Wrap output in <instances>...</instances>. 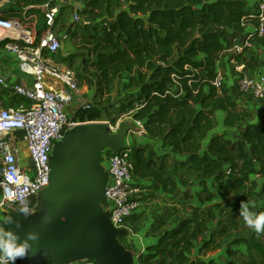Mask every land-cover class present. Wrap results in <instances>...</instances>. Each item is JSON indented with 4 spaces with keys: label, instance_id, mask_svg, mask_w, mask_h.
I'll list each match as a JSON object with an SVG mask.
<instances>
[{
    "label": "trees",
    "instance_id": "trees-1",
    "mask_svg": "<svg viewBox=\"0 0 264 264\" xmlns=\"http://www.w3.org/2000/svg\"><path fill=\"white\" fill-rule=\"evenodd\" d=\"M72 2L82 6L80 15L86 23L73 22L60 30L77 42L79 50L58 54V58L75 69L80 83L88 73L95 86L92 103L116 86L120 90L118 115L129 113L133 121L141 122L147 138L185 155L180 167L191 172L203 191L215 190L226 197L203 210L214 194L203 200L196 193L199 204L191 206L190 217L164 231L145 253H138V263L160 258L164 264H264V241L257 239V234L234 237L229 232L237 227L239 216L243 219L242 202L254 203L255 211L264 212V117L246 123L237 138L213 132L218 111L224 113L226 128L249 117L222 82L219 89L213 83L232 43L247 42L249 46H243L241 53L231 52L228 62L233 61L235 67L243 65L246 73L259 67L250 47L264 48V35L253 34L257 26L254 8L243 0ZM10 3L0 11V17L16 20L30 31L33 47L59 26L62 12L73 11L71 4L62 5L48 26L44 5L53 8L55 0ZM101 113L91 105L79 115L82 120L99 121ZM148 147L147 143L139 145L132 153L133 178L152 179L172 193L175 178L170 173L164 178ZM187 180L182 178L184 184ZM215 222L217 228L211 230ZM215 250L220 251L218 258H208Z\"/></svg>",
    "mask_w": 264,
    "mask_h": 264
},
{
    "label": "built area",
    "instance_id": "built-area-1",
    "mask_svg": "<svg viewBox=\"0 0 264 264\" xmlns=\"http://www.w3.org/2000/svg\"><path fill=\"white\" fill-rule=\"evenodd\" d=\"M64 4L73 6V22L86 23L80 18V11L76 8L79 3L62 0V5ZM44 7L47 9V25L52 26L61 6L56 4L53 8L48 5ZM254 12L257 26L253 29V34L262 37L264 0H257ZM0 32H18V38L5 35L3 40H9L3 49L14 54L17 60L27 67L32 78L31 87L24 88L21 85H9L5 78L0 76L2 89L11 90L14 95L27 102L14 108L5 107L0 103V210L6 206H21L24 201H27L32 209L37 193L50 182L49 156L52 147L63 138L69 128L87 123H105L110 133L114 134L122 120L114 124L100 120L88 121L86 117L82 120L79 114L89 110L92 101L78 103L81 99L80 82L74 70L58 58L61 40L68 38L64 33L55 34L48 31L39 46L33 47L34 37L30 31L24 30L16 20L1 17ZM243 46L249 44L245 42L243 45H233L231 51L241 53ZM235 70L240 92L250 93L255 99L263 100L264 76L251 78L243 65L236 66ZM221 82V75L218 74L213 85L219 89ZM133 122L139 128L136 132L144 134L141 122ZM22 148L26 151L24 160L21 157ZM133 151L125 139V148L119 152H103V164L110 177L105 189V198L110 204V220L115 229L124 228L125 222L132 218L142 205L141 190L133 178ZM18 263L19 259L15 261V264ZM73 264L97 263L94 260H86Z\"/></svg>",
    "mask_w": 264,
    "mask_h": 264
},
{
    "label": "water",
    "instance_id": "water-1",
    "mask_svg": "<svg viewBox=\"0 0 264 264\" xmlns=\"http://www.w3.org/2000/svg\"><path fill=\"white\" fill-rule=\"evenodd\" d=\"M139 128L132 121L120 123L110 133L105 123H87L69 128L54 144L49 156L50 182L37 193L33 214L25 217L11 206L3 207L13 222L4 227L23 239L36 232L39 239L18 264H73L94 260L97 264H135L136 251L129 232L115 229L110 204L105 198L109 175L103 152L117 153L125 139ZM17 222L19 227H17Z\"/></svg>",
    "mask_w": 264,
    "mask_h": 264
},
{
    "label": "crops",
    "instance_id": "crops-1",
    "mask_svg": "<svg viewBox=\"0 0 264 264\" xmlns=\"http://www.w3.org/2000/svg\"><path fill=\"white\" fill-rule=\"evenodd\" d=\"M243 1H245L248 6L253 8L257 2V0ZM55 2L58 6H62V0H55ZM11 4L12 3H10V0H0V11L5 7L11 6ZM5 35H10L16 38L15 32L10 34H4L0 32V76H3L9 85H21L24 88H30L32 85V78L28 73L27 67L20 63L14 54L3 49V46L6 44V42L4 45L2 43L9 40H3ZM69 46L70 45L66 46V50L68 52L62 56H66L68 53L72 52L69 50L71 47H73V45L70 47ZM62 48L63 45L61 46V49ZM250 49L255 52L256 58L260 63L259 67L255 71L247 73L251 76V78L255 79L264 76V48L254 45L251 46ZM230 54L231 52L225 54L224 60L219 65L221 71L223 72V77H221L222 85L223 88L233 96L238 106L243 107L249 113V117L246 122L237 125L236 127L226 128L223 124L224 113L218 111L216 112L217 126L213 132L224 134L226 137L233 139L240 136L241 131L243 130L246 123H257V119L260 121L264 117V99L257 100L250 93L240 92L237 84L238 75L236 72L234 74L232 73L233 67L230 66V63H232L235 68L234 62L231 60L229 62L227 61V59L231 57ZM82 77L83 79L80 83V97L85 98L87 101V97L89 95L90 97L93 95L95 86L87 72H85ZM0 103L5 107L14 108L18 104L22 103V101L19 100V98L14 95L11 90L2 89L0 87ZM131 135L132 134L129 133L128 137L130 138ZM128 137L126 139H128ZM129 140L131 141V138ZM139 143H141L140 145L146 143L149 144L148 151L154 152L153 158L157 161L158 166L163 169L164 178H166L168 173H170L172 174L173 178H175L176 184L174 191L169 193L167 190H164L159 183L152 179L134 178V182L141 190L140 199L142 205L136 211L134 216L125 222L124 229L129 232L130 238L132 239V244H130L131 247L134 245L136 240L135 243L138 247L135 245L134 247H136L138 253L143 254L145 253V248L149 245L157 244V240L159 238V236L154 238L152 235L155 231V228H152L154 224H152L150 221H152L153 218H157V221L163 223L167 221L169 215L171 221L169 227L164 230L166 231L174 228L180 221L190 217L191 206H194L192 203H190L194 200L192 198L194 178L191 176V172H187L185 168L180 167V165L185 161V155L177 152L172 146H166L161 141H151L146 137L145 133L143 134V138L139 141ZM182 178H188L185 184L182 182ZM188 202L190 203V209L185 215L182 213V204H188ZM140 219L149 220V222L146 223V225L135 234L134 226L138 223L137 220ZM146 233L147 235H145Z\"/></svg>",
    "mask_w": 264,
    "mask_h": 264
},
{
    "label": "rangeland",
    "instance_id": "rangeland-1",
    "mask_svg": "<svg viewBox=\"0 0 264 264\" xmlns=\"http://www.w3.org/2000/svg\"><path fill=\"white\" fill-rule=\"evenodd\" d=\"M76 8H77L78 11H82V9H83L82 6H80V5H77ZM61 17H62L61 18V23L59 24V26L57 28H54V33L55 34H61L59 32H60V30L62 28H65L67 25H71L73 23L72 13H71L70 10L65 11V12H62V16ZM80 18H82V16ZM82 19L85 21L84 18H82ZM61 43L63 45V48L61 49V51L59 53L60 56H62L63 54H65V53L68 52L66 50V48H67L66 46L67 45H70V46L73 45V47H71L69 51L77 52L79 50V49H77V42L70 40L69 37L66 38L65 40H61ZM233 45L234 44L232 43V47H233ZM231 52H233V51H231ZM230 66L233 67L232 73L234 74L236 71H235V68L232 65V63H230ZM218 73L221 75V77H223V72L221 71V68L220 67L218 68ZM119 91L120 90L115 86L113 88L112 92L109 95H104L102 98H99L97 101H95L94 103H92V106L93 107H98V108L101 109V112L102 113H101L100 121H108V122H111L113 124L116 123V122H118V121H120V120H122V122L123 121H132V117L129 115V113L128 114H121V115H118V113H117V108L119 106V101L116 100V98H117V94H118ZM91 97H92V95H91ZM91 97L89 95L87 97V100L92 101V100H90ZM83 101H86L85 98L79 99L78 103L80 104ZM110 104H113V106L110 107L109 106ZM68 111L70 112V110H68ZM257 121H259V119H257L256 122ZM132 123L134 124L133 121H132ZM131 134H132L131 137H130L131 138V141L129 140L130 139L129 137H128L127 141L131 145V147L134 149V148H136L137 145H140L141 144V143H139V141L142 140L143 134L140 135L137 132H134V133L131 132ZM20 145H21V147H23L22 144H20ZM21 157L23 158V160L26 157V151H25L24 148H22V155H21ZM103 165L105 166V164H103ZM193 182H194V187L192 189V191H193L192 192V195H193L192 198L194 200L191 201V202L189 201L190 203H192V205H194V206L195 205H198V200H197L198 198H197L196 193H200V196H201V198L203 200H204L205 197L209 196L210 194H214L213 195V200L210 203H205L204 206H203V210H205L208 206H210V204H212L214 202H220L223 199H226V197H224L218 191H215V190H214L215 192L214 191H203L200 187H198L199 185H198V182L196 181L195 177H194V181ZM189 202H188V204H185V203L182 204V213L185 214V215H186V213H188V210L190 209V207H189L190 203ZM190 214H191V212H190ZM2 218H3V214L0 212V219H2ZM179 219H181V218H179ZM157 220H158L157 218L156 219L153 218L152 221H150V222H152V224H154L152 228H155V231L152 234L154 238H156L157 236H160L164 232V230L169 227L170 221H171L169 215H168L167 221H165L163 223L162 222H159ZM137 221H138V223L135 224V226H134V230H135L134 233L135 234H136V232H139L146 225V223L149 222V220H142V219L137 220ZM216 222L213 223L212 225H210L211 226L210 227L211 230H214V229L217 228L216 227ZM236 222H238V223H236L238 225H237L236 228L230 229V231H229L230 232V236H234V237H243V236L244 237H249V235L251 233H255L253 230L249 229L245 225L244 220L240 216L237 218ZM145 235H147V233ZM219 239H220V237L219 238H216L215 242H218ZM257 239L264 241V234L257 235ZM120 241H121V243L127 249H129V250H135L136 251L135 264H140L137 261V254H138V252L136 250V247H138V246L135 243L136 240L134 242V245L136 247H134V245L131 247L130 243L129 242L127 243L126 240H124V239H121ZM219 252H220L219 250L212 251V252L208 253L207 257L208 258H215L216 259V258H218ZM146 264H164V263H163V260L162 259L156 258L153 261L148 262Z\"/></svg>",
    "mask_w": 264,
    "mask_h": 264
},
{
    "label": "clouds",
    "instance_id": "clouds-1",
    "mask_svg": "<svg viewBox=\"0 0 264 264\" xmlns=\"http://www.w3.org/2000/svg\"><path fill=\"white\" fill-rule=\"evenodd\" d=\"M25 217L33 214L28 206V202L24 201L21 206H11ZM242 211L240 215L243 217L245 225L253 230L257 235L264 234V212L255 211V204L248 201L242 202ZM13 222L12 215H9L3 209V218L0 219V264H15V261L25 258L32 251V243L39 239L36 232H28L25 238H21L18 233L4 227L5 224ZM17 227L19 224L17 222Z\"/></svg>",
    "mask_w": 264,
    "mask_h": 264
},
{
    "label": "bare ground",
    "instance_id": "bare-ground-1",
    "mask_svg": "<svg viewBox=\"0 0 264 264\" xmlns=\"http://www.w3.org/2000/svg\"><path fill=\"white\" fill-rule=\"evenodd\" d=\"M15 36H16V38H18V37H19V34H18V32H15Z\"/></svg>",
    "mask_w": 264,
    "mask_h": 264
}]
</instances>
